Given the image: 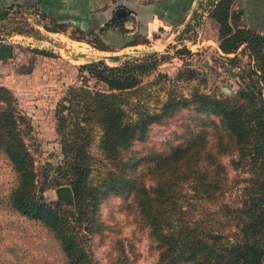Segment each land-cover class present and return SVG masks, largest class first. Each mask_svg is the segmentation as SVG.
Listing matches in <instances>:
<instances>
[{
  "label": "trees",
  "instance_id": "1",
  "mask_svg": "<svg viewBox=\"0 0 264 264\" xmlns=\"http://www.w3.org/2000/svg\"><path fill=\"white\" fill-rule=\"evenodd\" d=\"M237 1L215 0L209 16L217 23L220 51L233 52L243 44L260 52L254 57L259 85L253 81L220 97L196 88L187 96L168 92L158 106L149 108L143 95H133L142 75L155 68L149 54L117 65L103 59L80 64L82 79L92 78L101 87L69 85L56 102L59 158L52 168L43 165L40 184L25 142L28 118L11 90L0 85V157L14 177L4 202L51 233L65 264H98L86 238L93 233L103 237V230L110 228L97 214L108 196L117 198L124 215L146 233L155 254L150 264H264V32L240 23ZM9 10L44 16L12 3L0 18H8ZM121 25L112 18L97 31L68 36L103 50L147 42L138 31L122 41L101 37L111 26L124 32ZM42 27L58 29L45 22ZM190 108L178 120L179 131L160 142L146 140L152 124ZM94 140L96 152H91ZM224 155H231L229 166ZM229 168L237 172L229 175ZM61 184L71 188V205L45 200L38 192ZM235 187L236 198L224 199ZM124 240H110L113 254L108 253L107 264L135 263L136 253Z\"/></svg>",
  "mask_w": 264,
  "mask_h": 264
},
{
  "label": "rangeland",
  "instance_id": "2",
  "mask_svg": "<svg viewBox=\"0 0 264 264\" xmlns=\"http://www.w3.org/2000/svg\"><path fill=\"white\" fill-rule=\"evenodd\" d=\"M213 2L215 0H194L186 18L159 29L146 43L108 52L85 40L77 42L76 38L70 40L58 34L40 33L31 24L40 21L36 17L32 21L27 14L10 11L8 18L0 20V39H3L0 42V85L11 90L17 107L30 123L25 142L33 156L37 184L42 182L43 165L46 163L52 168L59 158L54 118L56 102L69 85L85 83L91 88L101 87L92 78L82 79L80 64L103 59L109 65H117L123 60L149 54L148 59L155 62V68L142 75L140 88L133 93L143 95L140 98L149 108L158 106L168 92L187 96L196 88L220 97L233 95L253 81L255 85L260 84L256 80L259 71L254 60L255 55L260 54L257 49L249 51L241 44L233 52L223 53L218 48L217 23L209 16ZM235 6L245 11L254 7L255 1L238 0ZM37 49L50 53H38ZM261 52H264L262 48ZM191 111V108L180 109L161 123L152 124L146 140L156 143L170 137L171 132L180 130L177 123L181 116ZM90 151L96 152L95 140ZM230 158L231 155L223 156L227 166ZM236 172L229 168V175ZM244 175L245 172L240 171V176ZM13 178L7 160L0 157V264H65L51 233L38 221L18 214L5 204L3 198ZM56 187L46 186L38 192L45 200H60L54 191ZM237 192V187L232 188L224 199H235ZM118 202L117 198L108 196L98 205L97 214L110 228L103 230V237L93 233L86 238L92 257L98 264H107L108 253L113 254L109 242L120 237L132 245L136 253L134 264H150L155 254L149 248L146 233L134 227Z\"/></svg>",
  "mask_w": 264,
  "mask_h": 264
},
{
  "label": "crops",
  "instance_id": "3",
  "mask_svg": "<svg viewBox=\"0 0 264 264\" xmlns=\"http://www.w3.org/2000/svg\"><path fill=\"white\" fill-rule=\"evenodd\" d=\"M254 1V7L245 11L242 9L240 23L262 33L264 32V0ZM193 2L194 0H0V17L6 6L12 3L20 4L22 8L30 7L44 14L42 18L38 13L27 14L32 21L35 17L40 21L31 23L40 33L58 34L70 40L75 38L69 37V32L81 36V34L99 30L108 20L115 18L122 24L124 32L120 33L117 26H111L105 29L101 37L105 41H122L130 39L132 33L137 31L148 38L155 35L161 28L177 24L188 16ZM118 7H123L125 10L121 16L115 14ZM234 7H236L235 4ZM16 13L25 14L23 11ZM2 19L5 17L0 18ZM44 22L55 25L58 29L46 30L42 27ZM2 40L0 39V42ZM80 40L82 39H76L77 42ZM136 44L125 46H136ZM125 46H113V48L115 50Z\"/></svg>",
  "mask_w": 264,
  "mask_h": 264
},
{
  "label": "water",
  "instance_id": "4",
  "mask_svg": "<svg viewBox=\"0 0 264 264\" xmlns=\"http://www.w3.org/2000/svg\"><path fill=\"white\" fill-rule=\"evenodd\" d=\"M124 11L125 10L123 7H118L115 10V14L117 16H121L123 15ZM54 191H55L57 198L62 200L64 203L66 204L72 203L73 201L72 191L68 184L58 185Z\"/></svg>",
  "mask_w": 264,
  "mask_h": 264
}]
</instances>
